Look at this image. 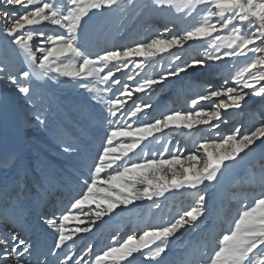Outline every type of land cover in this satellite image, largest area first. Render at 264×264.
<instances>
[{"label": "snow or ice", "instance_id": "obj_1", "mask_svg": "<svg viewBox=\"0 0 264 264\" xmlns=\"http://www.w3.org/2000/svg\"><path fill=\"white\" fill-rule=\"evenodd\" d=\"M136 7L134 0H0V35L20 59L17 65L10 56L0 57V81L19 94L30 122L49 130L52 102L38 82L54 77L74 81L90 94L93 109L99 108L89 115L90 121H99L92 138H70L54 130L57 151L71 164L67 175L81 189L59 215L40 207L44 197L39 192V201L24 199L26 168L13 161L15 175L0 188L5 202L0 264H53L49 257L55 264H138L137 256L142 264H164L185 231L206 232L186 264H264V161L244 177L258 191L239 197L234 192L235 215L219 230L210 227L220 178L256 147H264V0H148L143 8L175 9L195 22L184 28L173 23L172 29L165 26L162 33L129 45L88 50L83 37L90 21L107 24ZM49 26L54 30L45 31ZM193 44L199 47L186 58L182 53ZM157 64L159 72L146 71ZM194 69H217L222 82L207 84L190 98L188 110L149 118L153 105L134 99ZM122 75L132 83L123 82ZM249 101H259V119H242L220 135L221 125L245 112ZM203 127L215 130V138L194 141V150L186 153L170 150L172 141L164 140L167 133ZM146 141L161 144V154L142 156ZM39 189H44L42 182ZM181 192H188L192 202L175 215L146 222L124 236L117 232L100 251L92 245L81 255L73 251L77 239L105 218L146 201L160 209L161 199ZM40 232L53 237L46 251L34 239Z\"/></svg>", "mask_w": 264, "mask_h": 264}, {"label": "rangeland", "instance_id": "obj_2", "mask_svg": "<svg viewBox=\"0 0 264 264\" xmlns=\"http://www.w3.org/2000/svg\"><path fill=\"white\" fill-rule=\"evenodd\" d=\"M147 2L148 0H134V3L137 5L136 8H128L122 15L116 14L112 17L111 22L107 24L97 23L98 18L90 21L86 34L83 37L88 50L96 52L113 46L129 45L136 41L146 40L157 33H162L165 26L172 29L173 23L176 24L177 28H184L195 22L192 18L186 17L184 12H177L175 9L166 12L154 11L151 8L145 9L142 5ZM53 30L52 26L45 29V31L49 32ZM6 45L7 41L0 35V57L5 55L10 56L12 61L18 65L20 59H17L14 50L11 47H6ZM198 47L199 45L193 44L192 48L186 49L182 55L186 58L195 55V49ZM168 59L167 55H165V59L162 62L164 67H167ZM160 70L161 66L159 64L155 65L154 68L146 69L149 74H155ZM222 75L223 73L217 69H212L211 73L207 69L190 70L187 74H181L180 77L168 79L163 85L155 86L148 94L137 93L134 99L137 102L144 101L153 105V108L149 110V118L158 117L162 113L171 110L186 111L188 110L190 98L201 93L209 83L214 86L221 83ZM121 78L123 82L132 83L131 81H127L126 76L122 75ZM44 82L48 85L49 90H45L43 86L39 90L43 91L45 96L52 102L49 130L34 126L30 122L31 113L25 111L19 94L3 81H0L14 102V107L19 110L21 128L29 136H33V144L50 157L48 153L51 150H57V140L54 130L59 129L65 136H68V129L76 133L77 136L92 138L90 134L98 126L99 121L96 119L90 121L89 115L91 113H98L99 108L93 109L94 101H92L90 94L84 89L79 88L74 81L63 77H54ZM38 83L41 84V82ZM179 104H182V106H179ZM259 109V101H249V107L245 112L229 117L228 125H221L219 134H226L242 119L255 123L259 119ZM70 118L76 120L81 125L82 129L80 131L75 130V128L69 125L68 119ZM1 125L2 122L0 120V128ZM103 127H107V124H104ZM103 134V130L97 134V143L98 137H102ZM215 135V130L203 127L199 131L194 130L193 133H185L183 131L170 132L165 135L164 140L170 139L172 141L168 146L170 150L175 151L179 148L181 152L186 153L187 151L194 150V141L202 138H215ZM145 144L146 147L142 156H159L163 151L161 144L147 141ZM164 155L167 156V153H164ZM261 161H264V147H256L239 165L230 167L220 178V184L215 186L210 205L214 209L213 215L210 217L212 222L210 227L213 230H219V228L226 226L227 221L235 215L237 204L233 200L234 192L239 197L244 193L252 194L258 191L256 185L244 182V177L253 168L259 170ZM35 164L36 162H31L32 170H35ZM1 165L2 160L0 158V176L3 175ZM164 200L162 199L160 202ZM166 200H169V202L161 205L160 209H155L154 215L162 214L161 217L165 218L173 216L177 211L186 207L185 203L188 202L190 205L192 202L191 195L188 192L168 195ZM173 207L176 208L172 209ZM131 212L132 210L129 211V215H132L133 212ZM205 236V231H192L187 236V239L191 237V239L195 240L194 245L196 246L204 240Z\"/></svg>", "mask_w": 264, "mask_h": 264}, {"label": "bare ground", "instance_id": "obj_3", "mask_svg": "<svg viewBox=\"0 0 264 264\" xmlns=\"http://www.w3.org/2000/svg\"><path fill=\"white\" fill-rule=\"evenodd\" d=\"M39 82H41L45 90H49L48 85L43 80ZM14 105V102L6 92V88L0 83V120L2 122L0 128V158L3 172V175L0 176V188L9 184L14 177L16 168L13 166V161H15L17 165L26 168V176L22 184L25 193L24 199L35 198L39 201V197L35 196L39 192V195L44 197L40 207L44 208L48 213L59 215L67 207L69 200L81 191L80 186L67 175L68 172L72 171L70 161L67 157L60 155L56 149L51 150L48 153L50 157H48L46 153L44 154L36 147L33 144V136H29L21 128L19 110ZM179 106H182V104H179ZM68 123L77 131L82 129L76 120L70 118ZM67 133V137L70 138L74 135L77 136L76 133L68 129ZM10 157L12 159H9ZM5 160H8L7 164L4 163ZM31 162H36L35 170L31 169ZM40 182L44 184L43 190L39 189ZM165 202H169V200L165 199L160 203L163 205ZM4 203L0 199V212L4 209ZM185 205L187 207L189 205L188 202ZM174 208L176 207L172 209ZM155 209L151 202H143L139 206L131 208L132 215H129V211H125L120 213V215H114L111 219L105 218V222L98 223L92 232L83 234L77 239L75 246H73V251L77 255H81L87 250L88 245H92L94 251L104 249L111 243L113 234L118 232L121 236H124L138 227H142L146 222H156L162 214L154 215ZM191 232L185 231L182 236H178L171 245V250L164 257V264H186L190 258V253L195 248V240L191 239V237L187 239ZM34 239L44 251L53 242L52 235L47 232H40ZM43 258L41 256V259ZM48 259L55 264L54 257H49ZM137 261L138 264H142L141 257L137 256Z\"/></svg>", "mask_w": 264, "mask_h": 264}]
</instances>
